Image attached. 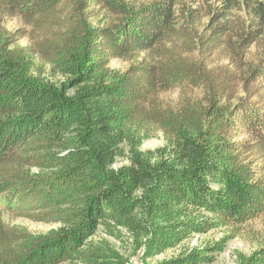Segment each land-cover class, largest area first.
Returning <instances> with one entry per match:
<instances>
[{
	"label": "trees",
	"instance_id": "obj_1",
	"mask_svg": "<svg viewBox=\"0 0 264 264\" xmlns=\"http://www.w3.org/2000/svg\"><path fill=\"white\" fill-rule=\"evenodd\" d=\"M220 2L199 31L180 0H0V264H126L87 242L100 225L151 256L264 218V1ZM42 67L70 80L46 82ZM156 132L172 159L138 150ZM5 213L62 225L34 233ZM257 236L240 264H264ZM225 242L162 264H210Z\"/></svg>",
	"mask_w": 264,
	"mask_h": 264
},
{
	"label": "rangeland",
	"instance_id": "obj_2",
	"mask_svg": "<svg viewBox=\"0 0 264 264\" xmlns=\"http://www.w3.org/2000/svg\"><path fill=\"white\" fill-rule=\"evenodd\" d=\"M134 1L148 2L150 0ZM180 2L187 5L191 9H197V14L201 19V22L195 21L194 25L199 28V31L201 30L200 27L202 22H208L211 20L209 7H215L214 9H216V11L224 9V5L220 2V0H199L198 3H195L194 0H180ZM181 6L182 4L179 5V7ZM241 9H234L233 12L246 17L248 8L244 4H241ZM109 18L108 14L102 12L95 24L102 25L103 23H107ZM7 26L8 28L15 30L23 25L21 19L16 17L11 19ZM23 42L26 43L27 41L24 40ZM251 52H256V48H252ZM255 56V54H252L250 57L251 59H256ZM111 67L125 69L127 67V63L115 59L112 61ZM41 78L56 86H60L63 82L70 80V77L54 73L48 67L41 68ZM75 92L76 89H71L69 94H74ZM167 97L176 100L177 94H168ZM138 150L140 152H144L145 156L154 162L161 156H164V159H172L175 147L167 140L163 133L156 132L150 138L143 140L142 145L138 148ZM131 155L132 153L129 145H123L121 153L116 158L115 167L117 168L129 165ZM4 216L7 222L20 225L28 231L34 233H46L50 229L58 228L62 225V222L58 219H50L47 222L37 223L26 219L12 218L7 213H5ZM263 230L264 218H258L253 220L250 224L243 225L240 229L241 234L231 237L230 239L227 238L232 235L233 232L231 230L225 227H217L205 233L194 235L190 239L178 245L176 248L170 249L163 254H154L151 256L146 255L145 245L142 244V240L139 239L136 234L121 227L110 229L105 225H100L96 233L89 237L87 242L93 246H98L104 249L109 247L116 252L120 258H122V261L126 262V264H162L163 262L169 261L186 251L194 248L203 249L224 240L226 242L224 244L223 251L215 253V259L210 264H240L244 259L249 257L252 252L259 248L260 241L257 239V232ZM113 251L107 253L113 254ZM107 260L112 264H118L121 262L117 258H110ZM78 264L83 263L79 262Z\"/></svg>",
	"mask_w": 264,
	"mask_h": 264
},
{
	"label": "bare ground",
	"instance_id": "obj_3",
	"mask_svg": "<svg viewBox=\"0 0 264 264\" xmlns=\"http://www.w3.org/2000/svg\"><path fill=\"white\" fill-rule=\"evenodd\" d=\"M140 264V263H139Z\"/></svg>",
	"mask_w": 264,
	"mask_h": 264
}]
</instances>
